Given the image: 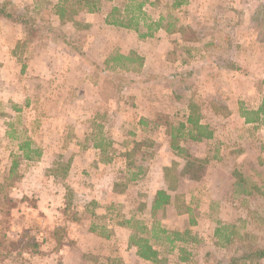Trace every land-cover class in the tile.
<instances>
[{
    "label": "rangeland",
    "instance_id": "374dc122",
    "mask_svg": "<svg viewBox=\"0 0 264 264\" xmlns=\"http://www.w3.org/2000/svg\"><path fill=\"white\" fill-rule=\"evenodd\" d=\"M6 1L55 35L0 17V264H65L47 256L64 246L67 264H217L264 246V116L243 117L264 102V0H147L151 20L194 41L105 23L132 0L73 4L67 21L62 0ZM114 52L139 55L141 70L110 69ZM193 114L213 138L173 139ZM195 159L207 161L199 177ZM160 190L171 203L153 211ZM154 225L183 238L156 244ZM136 232L159 262L138 255Z\"/></svg>",
    "mask_w": 264,
    "mask_h": 264
},
{
    "label": "trees",
    "instance_id": "16d2710c",
    "mask_svg": "<svg viewBox=\"0 0 264 264\" xmlns=\"http://www.w3.org/2000/svg\"><path fill=\"white\" fill-rule=\"evenodd\" d=\"M73 0H62L58 5H56V15L61 21H67L68 20V14L67 10H69V6H72L73 4H77L78 8L76 11V14L79 12H83L84 10L88 11L89 13H94L98 11L94 4H90L89 0H75V3L72 2V4L69 5V2ZM172 7L175 9H179L189 3V0H172ZM147 0H143L138 3H134L133 0L127 5L121 9L119 7H113L106 17L105 23L110 26L118 27V28H124L128 30H134L136 32H140L141 29V21L144 22L143 26L146 28L145 33H140L141 38H147V37H153L155 32L159 30H163L169 34L172 33H181L184 35V38L186 41H194V38L185 37L186 33L192 32L190 29H176L174 26V23H168L167 25H164V21L166 19L164 17H161L159 20L154 21L151 20V18L147 15L145 11H143V7L146 4ZM153 4V3H151ZM9 6H11V2L6 1L4 3H0V17L19 25H22L28 30V35L31 37L36 36V34L40 31H45L46 33L51 32V35H55V31L53 28L49 25V28L42 27L41 25H38L35 20L28 17L26 14H15L11 11H9ZM176 22V21H174ZM193 33V32H192ZM194 34V33H193ZM57 37L63 38L62 35L58 34ZM77 53V52H76ZM123 62H126L127 64H134L137 63L136 67H133V70L140 71L143 64L144 59L140 57L139 55L135 53H131L130 55H123L118 52L112 53L108 59L106 60L107 65H111L110 69H116L119 66L125 69H131L130 66L124 64ZM261 115L264 116V102L262 106L257 110L253 111L251 114H245L243 117L245 118L247 123H256L261 120ZM201 118L193 114L192 116L188 117V120L186 123H183L180 125L178 129L172 130V138H183V137H189L191 140L196 142H201L204 140H209L213 138V131L207 126L200 123ZM176 133V134H175ZM178 136V137H177ZM29 144H22L19 147L20 151H25L26 149L29 150ZM179 151H182V149H179ZM32 152V151H30ZM37 153V152H36ZM25 159H31L30 153H26L24 155ZM191 158L188 155V159ZM207 161L206 160H192L189 161V164L187 165V174L191 177H199L203 173L204 167L206 166ZM15 164L13 167L15 168ZM14 168H12V172L14 171ZM244 193H248L247 191H244ZM172 196L168 194L165 190H160L157 192L154 202H153V211H157L171 203ZM189 212L190 209H187ZM194 223V221H192ZM127 224H131V220L127 221ZM142 233H146V228H142ZM152 238L155 240L156 244H161L159 242L160 234L167 235L166 240L167 243L173 248L174 243L176 241L182 240V233L180 232H174L171 233L167 231L164 228L159 227L158 225H154L153 229L151 230ZM221 233L220 227L216 229V234L219 235ZM185 234H188L186 232ZM173 236V238H172ZM151 237H141L138 235V233H134L131 236V243L135 247L138 248V255L145 260L153 261V262H159V252L155 249L154 245L151 242ZM161 246V245H160ZM182 261L188 260V258H181ZM261 260H264V246L256 247L253 249L248 250L243 255L239 257H232L229 261H219L217 264H257Z\"/></svg>",
    "mask_w": 264,
    "mask_h": 264
},
{
    "label": "crops",
    "instance_id": "0c3cea01",
    "mask_svg": "<svg viewBox=\"0 0 264 264\" xmlns=\"http://www.w3.org/2000/svg\"><path fill=\"white\" fill-rule=\"evenodd\" d=\"M5 0H0V3H2V2H4ZM3 19L2 18H0V22H3L2 21ZM8 51H9V53L10 54H12L13 53V50H12V45H11V43L8 45ZM6 52H7V50H6ZM11 58H8V61L10 60ZM1 64V63H0ZM8 64H10L11 65V63H4V66H2L1 68H5V69H8L9 68V66H8ZM169 194V193H168ZM171 195V194H170ZM172 196V195H171ZM50 242H53V240H50ZM51 244V243H50ZM69 247V246H68ZM68 247H66V246H64L63 248H61V249H59L58 251H49V253H47V256L50 258V261L49 262H52V263H61V262H63V263H65V264H67V262H68V258H69V256L71 255L70 254V251H69V248ZM261 263H264V261H260V264Z\"/></svg>",
    "mask_w": 264,
    "mask_h": 264
}]
</instances>
